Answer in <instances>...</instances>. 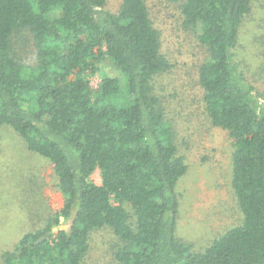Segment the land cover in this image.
<instances>
[{
  "label": "trees",
  "instance_id": "1",
  "mask_svg": "<svg viewBox=\"0 0 264 264\" xmlns=\"http://www.w3.org/2000/svg\"><path fill=\"white\" fill-rule=\"evenodd\" d=\"M253 2L180 4L184 30L208 51L199 84L212 125L233 141L231 185L243 216L196 252L176 234L188 165L155 90L171 65L146 1L121 0L113 13L107 0H0V127L53 165L65 201L0 255L3 264H82L102 230L121 242L117 264H264V95L237 55ZM25 33L32 66L13 49ZM108 63L121 79L106 74ZM97 170L101 185L91 180ZM61 218L69 229L55 232Z\"/></svg>",
  "mask_w": 264,
  "mask_h": 264
},
{
  "label": "rangeland",
  "instance_id": "2",
  "mask_svg": "<svg viewBox=\"0 0 264 264\" xmlns=\"http://www.w3.org/2000/svg\"><path fill=\"white\" fill-rule=\"evenodd\" d=\"M145 1L160 32L162 53L171 65L169 72L156 79L155 90L173 129L178 153L188 165L177 188L176 234L180 241L202 252L243 220L231 185L234 145L229 132L213 126L206 113L199 74L209 55L196 36L182 26V0ZM120 5L121 0H107L106 8L115 13ZM13 49L23 64H36L27 33L15 36ZM237 55L248 81L264 95V0H254L252 12L244 20ZM103 69L121 79L112 63ZM91 180L101 185L99 170ZM64 203L53 165L30 153L13 130L0 127V255L13 250L28 232L41 229L47 215L59 212ZM61 223L55 232L69 229L68 223ZM120 245L112 231H97L82 264H117L114 254Z\"/></svg>",
  "mask_w": 264,
  "mask_h": 264
},
{
  "label": "water",
  "instance_id": "3",
  "mask_svg": "<svg viewBox=\"0 0 264 264\" xmlns=\"http://www.w3.org/2000/svg\"><path fill=\"white\" fill-rule=\"evenodd\" d=\"M61 221H64V219L63 218H61ZM44 238H42L41 240H43Z\"/></svg>",
  "mask_w": 264,
  "mask_h": 264
},
{
  "label": "crops",
  "instance_id": "4",
  "mask_svg": "<svg viewBox=\"0 0 264 264\" xmlns=\"http://www.w3.org/2000/svg\"><path fill=\"white\" fill-rule=\"evenodd\" d=\"M100 171V170H99Z\"/></svg>",
  "mask_w": 264,
  "mask_h": 264
}]
</instances>
